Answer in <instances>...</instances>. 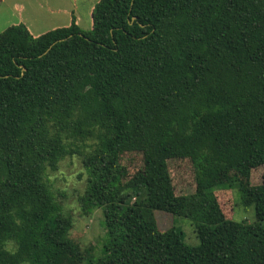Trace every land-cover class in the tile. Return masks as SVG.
<instances>
[{
    "label": "trees",
    "instance_id": "obj_1",
    "mask_svg": "<svg viewBox=\"0 0 264 264\" xmlns=\"http://www.w3.org/2000/svg\"><path fill=\"white\" fill-rule=\"evenodd\" d=\"M91 19L0 33V264H264L251 175L264 164V0H98ZM125 153L142 158L130 177ZM73 156L82 214L103 212L97 259L48 181ZM170 160L191 163L194 193L175 194ZM217 187H236L255 221L225 215ZM154 211L192 221L198 245Z\"/></svg>",
    "mask_w": 264,
    "mask_h": 264
},
{
    "label": "rangeland",
    "instance_id": "obj_2",
    "mask_svg": "<svg viewBox=\"0 0 264 264\" xmlns=\"http://www.w3.org/2000/svg\"><path fill=\"white\" fill-rule=\"evenodd\" d=\"M98 0H0V33L10 26L23 24L31 35L38 36L56 28L67 27L72 20L83 31L91 30V12ZM121 164L126 167L129 177L142 167L141 155L125 153ZM169 172L175 194L178 196L194 193V175L192 165L188 160H170ZM252 183H264V164L254 166ZM85 173L78 157L63 159L56 172L48 174L52 191L59 199L64 212L72 218L70 238L76 242L89 256L97 259L103 256L102 244L104 235V217L102 209L94 210L90 215H83L78 198L83 194ZM222 211L236 222L252 223L255 221L254 206L245 207L240 200L236 187L222 190L213 189ZM128 193L142 198L143 194ZM158 227L163 230L175 229L182 234L186 246L195 247L198 240L194 233L193 222L183 218L154 211Z\"/></svg>",
    "mask_w": 264,
    "mask_h": 264
}]
</instances>
